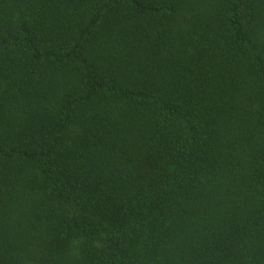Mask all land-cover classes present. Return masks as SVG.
Segmentation results:
<instances>
[{"label": "trees", "instance_id": "1", "mask_svg": "<svg viewBox=\"0 0 264 264\" xmlns=\"http://www.w3.org/2000/svg\"><path fill=\"white\" fill-rule=\"evenodd\" d=\"M0 264H264V0H0Z\"/></svg>", "mask_w": 264, "mask_h": 264}]
</instances>
